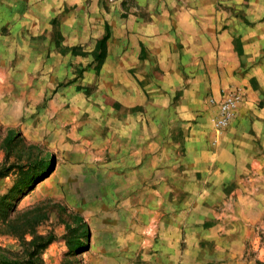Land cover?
<instances>
[{
	"label": "rangeland",
	"instance_id": "rangeland-1",
	"mask_svg": "<svg viewBox=\"0 0 264 264\" xmlns=\"http://www.w3.org/2000/svg\"><path fill=\"white\" fill-rule=\"evenodd\" d=\"M136 6L135 0H0V264L33 255V238L37 243L54 238L34 254L41 264L144 261L138 240L146 228L147 238H156L158 229L146 192L155 189L154 166L149 169L147 163L148 170H141L136 162L140 134L131 125L144 118L149 125L154 116L144 114L150 99L130 106V75L145 77L138 86L146 94L155 80L174 76L178 69L157 63L172 61L176 52L171 47V56L162 50L164 44L150 48L133 39L132 48L124 22L138 12ZM150 14L139 11L148 24ZM105 20L110 37L98 66L95 47ZM136 60L143 62L137 65ZM218 69L210 68L219 79ZM180 70L184 79L195 78L194 84L187 83L193 85L194 99L186 95L194 113L159 115L164 142L169 137L176 144L164 150L185 154L192 127L208 154H224L226 139L232 140V151L236 143L242 145L243 172L222 193L226 204L243 199L237 211L250 216L254 238L246 246L247 260L264 263V122L246 114L231 130L247 86L217 79L211 82L218 87L215 95L202 77L207 67ZM187 84L169 96L165 91L163 103L179 105ZM250 86L253 96L262 95L255 82ZM224 102L229 103V117L219 125ZM252 103L247 107H262L264 97ZM130 246L135 251L131 255Z\"/></svg>",
	"mask_w": 264,
	"mask_h": 264
},
{
	"label": "crops",
	"instance_id": "crops-1",
	"mask_svg": "<svg viewBox=\"0 0 264 264\" xmlns=\"http://www.w3.org/2000/svg\"><path fill=\"white\" fill-rule=\"evenodd\" d=\"M135 1L138 12L128 14L124 22L130 30L128 36L132 48L135 47L133 39H137L136 44L148 43L150 48L152 44H164L167 47L162 50L171 56L168 52L171 47L176 52L171 56L172 61L167 62L165 58L157 63L162 68L178 69V73L172 70L174 76L164 75L155 80L160 85L155 83L148 87L146 94L138 86L145 77L138 75L135 79L130 75V106L150 99L151 105L145 108L144 114L154 116L149 125L145 118L138 125H131V131L140 134V158L136 162L141 165V170H148L147 163L149 169L154 166L155 189L146 192L153 200L150 215L158 229L156 238H147V228L143 231V238H139L138 254L144 260L140 264H253L252 260H247L246 248L254 239L248 228L252 220L237 211L243 199L239 196L232 204H226L222 193L224 185L243 172L242 145L236 143L232 151V140L226 139L224 154H208L206 143H201L192 127L189 130L191 135L186 138L185 154L167 152L165 146L172 148L176 144L169 137L164 142L159 115L194 113L186 95L194 99L193 85L190 87L187 83L194 84L195 78L187 76L184 79L181 67H207L208 73L205 74L204 70L202 77L208 78L215 95L218 87L211 82L217 81L218 74L210 68L218 67V81L247 86L244 89L247 94L243 97L240 112L233 117L231 130L236 129L235 124L246 114L256 123L264 122V106L257 109L247 107L253 105L252 99L264 97V0ZM141 9L151 13L150 24L139 15ZM109 53L108 48L107 55ZM142 62L136 60L137 65ZM131 65L134 64H128ZM250 81L256 83L262 95L253 96V92H249L252 89ZM184 82L187 87L180 104L169 106L163 103V93L173 94ZM174 121L176 119L170 126ZM131 249L134 247L130 246L127 251L130 255L135 253Z\"/></svg>",
	"mask_w": 264,
	"mask_h": 264
},
{
	"label": "trees",
	"instance_id": "trees-1",
	"mask_svg": "<svg viewBox=\"0 0 264 264\" xmlns=\"http://www.w3.org/2000/svg\"><path fill=\"white\" fill-rule=\"evenodd\" d=\"M110 37V27H109V23L107 20L104 21V33L97 38L96 41V53H95V59L98 61V66L99 64L102 62V59L105 57V52H106V42ZM6 172H4L2 174V176H5ZM40 241L37 243L35 238L32 239L31 243L34 245V254H38L40 252V250L46 248V246H48V244H50L54 238H45L43 240V238H39ZM263 242H264V236H263ZM68 246H70L69 242H66ZM34 254L32 255L31 252L28 253V258L26 260H9V259H3V261L1 262L2 264H41L40 261H38V259L34 258ZM258 264H264L261 262H258Z\"/></svg>",
	"mask_w": 264,
	"mask_h": 264
},
{
	"label": "built area",
	"instance_id": "built-area-1",
	"mask_svg": "<svg viewBox=\"0 0 264 264\" xmlns=\"http://www.w3.org/2000/svg\"><path fill=\"white\" fill-rule=\"evenodd\" d=\"M219 118L217 120L219 125H223L227 122L229 117V103L224 102L219 108Z\"/></svg>",
	"mask_w": 264,
	"mask_h": 264
}]
</instances>
